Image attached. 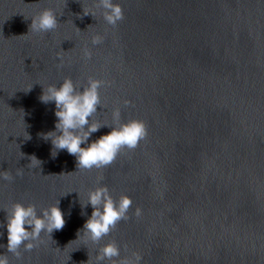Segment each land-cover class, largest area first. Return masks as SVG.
<instances>
[{"label":"water","instance_id":"obj_1","mask_svg":"<svg viewBox=\"0 0 264 264\" xmlns=\"http://www.w3.org/2000/svg\"><path fill=\"white\" fill-rule=\"evenodd\" d=\"M112 2L123 13L115 26L99 0H0V173L12 177L0 179V253L9 264H98L114 242L117 264L133 253L141 264H264V0ZM45 9L57 27L33 32ZM65 78L104 81L92 120L114 126L119 109L146 137L101 169L77 170L65 150L53 157L41 133L54 130L55 105L39 97ZM98 187L132 203L93 243L77 233ZM57 201L63 229L22 245L19 259L7 252L12 205Z\"/></svg>","mask_w":264,"mask_h":264},{"label":"clouds","instance_id":"obj_2","mask_svg":"<svg viewBox=\"0 0 264 264\" xmlns=\"http://www.w3.org/2000/svg\"><path fill=\"white\" fill-rule=\"evenodd\" d=\"M99 5L104 9L105 21L115 26L123 19L122 9L112 0H99ZM84 15H94L92 12ZM57 17L53 11L45 9L31 19L29 28L36 33H47L57 27ZM101 42L100 37H93L92 43ZM85 56L90 58V53L85 51ZM58 59H60L58 57ZM104 81L89 79L86 87L76 86L70 78H65L62 83L48 85L42 88L39 97L41 103L47 105L54 103V115L56 122L54 130L41 133L45 141H50L56 157L60 150H65L67 154L75 158L77 170L101 169L110 165L122 148L134 149L138 142L146 137V126L142 121L132 120L128 123H120V111L116 109L113 113L114 126L94 122L92 117L100 107L99 89L104 85ZM128 102L125 101V104ZM102 127L109 128L110 131L92 140L94 133ZM30 139V137H29ZM83 145V147H82ZM31 162L39 163L35 157H31ZM19 174V173H18ZM0 179L10 180L12 177L7 173H0ZM131 200L127 196H121L119 201L113 200L106 187H98L88 193L87 203L83 207L91 206L92 212L85 221L81 230L77 233V238L83 234L86 241L96 243L115 227L116 223L122 219H127V212L131 205ZM136 215H140V210H136ZM65 225L64 214L59 207V201L53 206L37 211L35 205L25 206L20 203L12 205L6 214V251L20 258L19 249L23 245L25 251H31L37 246L41 233L51 236L53 231L63 229ZM120 256V249L114 243L104 245L96 256L98 264L103 261H111L117 264L114 258ZM142 257L133 253L130 258L120 260L118 264H141ZM0 264H9L8 257L0 253Z\"/></svg>","mask_w":264,"mask_h":264}]
</instances>
